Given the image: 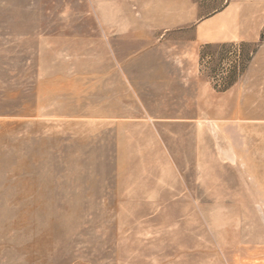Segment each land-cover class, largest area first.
Instances as JSON below:
<instances>
[{"label":"rangeland","instance_id":"obj_1","mask_svg":"<svg viewBox=\"0 0 264 264\" xmlns=\"http://www.w3.org/2000/svg\"><path fill=\"white\" fill-rule=\"evenodd\" d=\"M195 1L258 40L152 31L151 0H0V264H264V0Z\"/></svg>","mask_w":264,"mask_h":264},{"label":"crops","instance_id":"obj_2","mask_svg":"<svg viewBox=\"0 0 264 264\" xmlns=\"http://www.w3.org/2000/svg\"><path fill=\"white\" fill-rule=\"evenodd\" d=\"M148 27L152 31H168L191 26L194 41L199 46H213L226 43H255L260 36V26L255 20L245 19L240 3L231 2L226 7L200 14V3L195 0H151L147 14ZM260 56L255 57L256 65ZM251 75L244 74L229 91L236 95L239 113H247L244 96L247 86L244 82ZM243 121V120H242Z\"/></svg>","mask_w":264,"mask_h":264}]
</instances>
